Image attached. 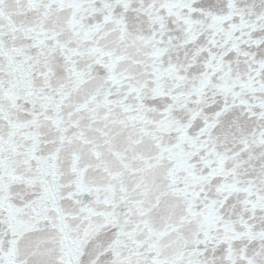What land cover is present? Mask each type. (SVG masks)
Here are the masks:
<instances>
[{
    "label": "snow or ice",
    "instance_id": "obj_1",
    "mask_svg": "<svg viewBox=\"0 0 264 264\" xmlns=\"http://www.w3.org/2000/svg\"><path fill=\"white\" fill-rule=\"evenodd\" d=\"M0 264H264V0H0Z\"/></svg>",
    "mask_w": 264,
    "mask_h": 264
}]
</instances>
